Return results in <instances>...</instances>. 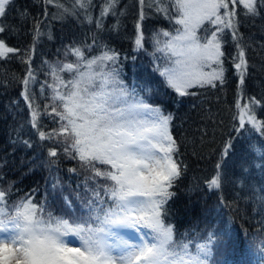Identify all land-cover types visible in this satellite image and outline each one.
<instances>
[{"label":"snow or ice","instance_id":"obj_1","mask_svg":"<svg viewBox=\"0 0 264 264\" xmlns=\"http://www.w3.org/2000/svg\"><path fill=\"white\" fill-rule=\"evenodd\" d=\"M118 2L106 0L101 19L115 14ZM236 2L231 0L233 7L229 10L228 0H138L140 22L136 24L134 50L144 47L141 22L145 8L155 7L173 23L174 31L153 32L154 71L178 96L195 95L189 90L225 83L221 37L225 30H230L239 50V62H234V67L242 95L247 61L237 37ZM257 2L239 0L247 10L245 15L257 14ZM260 2L264 6V0ZM10 3L11 0H0V18L6 15ZM44 3L55 4L63 10L62 15L76 11L59 0ZM76 4L87 9L91 0H76ZM21 15L27 18L28 13ZM44 15L47 17V9ZM87 19L92 22L91 16ZM41 25L36 20L34 40L42 35ZM96 26L102 28L100 20ZM4 30L0 26V32ZM101 47V52L91 58L80 47H71L65 55L70 51L75 62L50 66L54 83L47 85L52 90L51 103L44 109L50 107L49 115L58 117L56 122L60 125L51 132L41 130L44 113L30 91V84L36 82L31 57L25 61L29 68L22 80L21 95L29 108L31 126L38 131L41 141L55 140L66 155L78 159L81 168L92 175L86 178L85 195L77 194L82 204L79 214L73 209L66 215H56L47 209L46 201L35 203L30 194L9 204V191L0 190V264H209L213 247L225 245L226 238L213 231L178 234L175 225L167 222L168 205L176 196L173 189L182 175L180 162L175 159L178 148L170 131L173 115L146 101L143 93L150 91V87H129L118 67L116 51L107 45ZM17 51L0 40V58ZM62 72L70 73L72 78L64 80ZM43 89L41 85V96ZM256 103L255 98L243 106L239 99L236 101L238 117L233 119H239V127L234 128L238 135L246 130V122L264 134V126L251 114ZM232 147L230 138L214 174L205 181L209 191L221 190ZM249 151L261 161L258 167L264 170V144H252ZM58 156L56 146L49 148V168L56 164ZM58 185L56 178L53 189ZM251 192L258 204L254 211L259 214V209L264 208V187ZM65 203L73 206L69 197H65ZM260 251L264 252V247Z\"/></svg>","mask_w":264,"mask_h":264},{"label":"trees","instance_id":"obj_2","mask_svg":"<svg viewBox=\"0 0 264 264\" xmlns=\"http://www.w3.org/2000/svg\"><path fill=\"white\" fill-rule=\"evenodd\" d=\"M59 2L68 9L75 8V14L62 15V9L55 4L46 5L44 0H11L6 6V15L0 18V26L5 29L0 32V40L19 50L0 58V190L9 191L8 203L30 194L35 203L46 201L47 209L56 215H66L73 209L79 214L82 204L77 194L85 195L86 178L92 173L82 169L78 159L66 155L63 146L56 145L55 140L41 141L38 131L31 126L29 108L21 95L22 80L29 68L25 61L31 57L36 82L30 84V91L44 113L40 119L41 130L51 132L60 125L56 122L58 117L49 115L51 108L44 109L51 103L52 90L47 85L54 83L49 74L50 66L75 62L76 57L70 51L65 55L71 47H80L85 56L91 58L101 52V46L107 45L118 54L117 64L125 83L129 87H150V91L143 93L146 101L161 106L165 114L173 115L170 131L178 148L175 159L180 162L182 175L173 189L176 196L168 205L167 222L175 225L178 234L213 231L225 237V245L213 247L209 264H262L264 208L259 209V214L254 211L258 204L252 199L251 190L264 187V170L258 167L261 161L253 156L249 146L264 144V134L246 122V130L238 135L234 128L239 127V119H233L238 117V99L243 106L255 98L258 103L254 104L253 113L256 121L264 126V6L260 0L256 15H245L247 10L239 0L235 4L239 20L237 37L247 61L242 95L234 67V62H239L237 41L230 30H225L221 37L225 83L217 82L214 88L195 87L189 90L195 95L183 97L167 87L154 71L152 34L161 29L174 31L173 23L155 7L145 8L141 22L144 47L135 51L136 24L140 22L138 0H119L115 14L103 19L101 11L106 0H91L87 9L80 8L76 0ZM228 3L231 10V0ZM25 11L27 18L21 15ZM88 16L92 17L91 23ZM36 20L42 22V35L34 40ZM97 20L102 28H97ZM89 45L93 46L89 48ZM60 75L64 80L72 78L68 72ZM41 85L44 86L43 96ZM230 138L233 147L225 164L222 188L209 191L205 181L214 174ZM53 146L57 147L59 156L55 158L56 164L49 168L48 150ZM56 178L59 185L53 189ZM87 183L92 181L87 180ZM65 197L71 198V208L66 205Z\"/></svg>","mask_w":264,"mask_h":264},{"label":"rangeland","instance_id":"obj_3","mask_svg":"<svg viewBox=\"0 0 264 264\" xmlns=\"http://www.w3.org/2000/svg\"><path fill=\"white\" fill-rule=\"evenodd\" d=\"M246 103H250V102H246ZM253 108H254V105H253V107H252V113H251V114L254 116ZM246 121H247V117H246Z\"/></svg>","mask_w":264,"mask_h":264}]
</instances>
